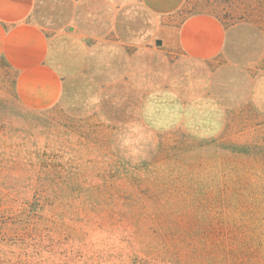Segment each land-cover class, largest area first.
Wrapping results in <instances>:
<instances>
[{"label":"rangeland","instance_id":"1","mask_svg":"<svg viewBox=\"0 0 264 264\" xmlns=\"http://www.w3.org/2000/svg\"><path fill=\"white\" fill-rule=\"evenodd\" d=\"M194 17L220 54L125 124L25 108L0 61V264H264V0H185Z\"/></svg>","mask_w":264,"mask_h":264},{"label":"crops","instance_id":"2","mask_svg":"<svg viewBox=\"0 0 264 264\" xmlns=\"http://www.w3.org/2000/svg\"><path fill=\"white\" fill-rule=\"evenodd\" d=\"M184 2L0 0V61L16 75L18 101L34 111L75 103L113 124L133 120L142 96L168 88L182 61L222 50L216 20L179 22Z\"/></svg>","mask_w":264,"mask_h":264},{"label":"trees","instance_id":"3","mask_svg":"<svg viewBox=\"0 0 264 264\" xmlns=\"http://www.w3.org/2000/svg\"><path fill=\"white\" fill-rule=\"evenodd\" d=\"M131 182H133V180H132ZM109 197H110V198H113V197H114V193H110V194H109ZM132 204H133V202H132V203L130 202V204H128V206H131ZM158 257H159V256H158ZM156 258H157V257H156ZM161 258H162V257H161ZM163 259L166 261V258H163Z\"/></svg>","mask_w":264,"mask_h":264},{"label":"water","instance_id":"4","mask_svg":"<svg viewBox=\"0 0 264 264\" xmlns=\"http://www.w3.org/2000/svg\"><path fill=\"white\" fill-rule=\"evenodd\" d=\"M158 46L160 45V42L159 41H157V43H156Z\"/></svg>","mask_w":264,"mask_h":264}]
</instances>
